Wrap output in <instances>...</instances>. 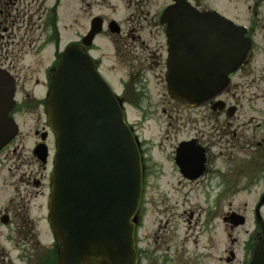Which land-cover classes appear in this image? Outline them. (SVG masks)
Instances as JSON below:
<instances>
[{
    "label": "flooded vegetation",
    "instance_id": "flooded-vegetation-1",
    "mask_svg": "<svg viewBox=\"0 0 264 264\" xmlns=\"http://www.w3.org/2000/svg\"><path fill=\"white\" fill-rule=\"evenodd\" d=\"M63 5L64 0H0V71L15 80V105L8 116L16 122L18 118H29L31 124L29 134H19L0 151V173L4 171L11 179L0 180V192L2 186L13 191L12 196H0V229L6 231L8 241L13 240L14 249L11 251L15 253L12 260L0 244V264H50L56 250L53 242L48 247L41 244L40 232L36 229L32 214L46 222L49 187L45 183L50 167L41 160L42 154L38 148L44 143L46 156L54 142L46 125L44 108L53 70L66 48L61 46L63 32L60 11ZM176 6L181 7V11L219 13L245 28L252 46L247 59L229 76L228 86L218 97L194 108L169 98L171 103L193 112L185 116L186 123L201 124L211 131L203 133L195 128L192 130L198 132L191 136L176 137L167 155L177 177L175 184L183 188L195 186L197 196L214 186V195L207 196L205 207L198 205L197 210L202 212L186 210L188 200L185 199L180 217L184 220L186 232L181 245L172 227L174 218H177L173 211L180 209L181 205L160 195L155 202L154 244L152 247H139L136 234L142 228L146 215V182L152 169L146 144L141 142L143 192L135 233L139 264H204L209 262L210 251L206 245L201 251L198 250L195 247L197 238L208 232L215 220L218 221L216 228L221 239L227 230L235 229L234 221L230 218L233 212H225V191H220L228 183L221 179L225 176L218 166H224L223 151H230L228 155H234L232 167L237 176L234 188L245 185L252 190L262 185L263 190L254 204L252 229L246 231L248 240L242 245L240 257L233 243L229 247L221 243V253L216 255V262L209 263L247 264L254 244L263 236L255 213L264 196V184H260L264 183V52L257 47L255 39L256 32L264 29V0H71L70 10L74 12L73 26L76 31L75 39L70 43L81 45L91 27L98 24L101 32L86 51L91 56L100 51L96 39L101 38L107 43L111 49L112 63L126 68L124 78L117 79L113 75L123 94L122 99L140 106L151 84L148 72L162 78L161 84L167 93L165 74L169 47L162 17ZM97 10L100 13L94 14ZM93 58L101 69L100 58ZM257 61H263L262 66H255ZM253 63L255 67L250 68ZM108 71V74L113 72ZM197 109L202 110L195 112ZM24 137L32 143L27 156L23 154ZM18 184L25 187L26 196L15 194ZM191 187L189 194L193 198ZM209 199L215 200L216 209L210 205ZM244 213L245 209L243 214H235L245 218ZM165 236L167 241L176 245H167Z\"/></svg>",
    "mask_w": 264,
    "mask_h": 264
},
{
    "label": "water",
    "instance_id": "water-1",
    "mask_svg": "<svg viewBox=\"0 0 264 264\" xmlns=\"http://www.w3.org/2000/svg\"><path fill=\"white\" fill-rule=\"evenodd\" d=\"M180 8L162 17L168 92L177 102L200 106L227 87L251 42L243 28L217 13ZM96 25L85 45L100 32ZM12 97V83L0 74V150L17 133L7 118ZM46 115L55 134L48 221L59 243L58 264H137L134 223L142 183L137 139L125 123L122 101L77 45L66 49L55 70ZM263 203L264 198L258 219ZM249 264H264V237Z\"/></svg>",
    "mask_w": 264,
    "mask_h": 264
},
{
    "label": "rangeland",
    "instance_id": "rangeland-1",
    "mask_svg": "<svg viewBox=\"0 0 264 264\" xmlns=\"http://www.w3.org/2000/svg\"><path fill=\"white\" fill-rule=\"evenodd\" d=\"M70 4L71 0H64L63 9L60 11L62 25L61 30L63 32V34L61 35V46H66L68 43L72 42L75 39L74 31H76V29L73 26L72 16L74 12H71ZM96 13L99 14L100 11L97 10L94 14ZM260 15L262 16L261 12ZM255 40L257 43V47L260 48L262 52H264V29L261 28L256 32ZM96 41L99 44L100 51L95 52L94 55L96 57L99 56L102 58V64L104 65L102 69L103 74L105 73V71L107 72V69L109 71H113H108L112 74H107L108 77H106V74H104L103 77L110 84L114 93L120 92L115 85L116 79L114 76H116L117 79L124 78L126 68H123L119 63H117V66L112 63V59L110 58L111 49L109 48L107 43H105L101 38L98 40L96 39ZM254 63L250 68H254L257 65L262 66L263 61H257L255 63V66ZM152 74V72H148L149 83L151 82V84L147 87L140 106L132 107V109L127 107L126 109L127 121L135 128L136 134L138 135L139 139L142 142H145V147L148 151V157L152 160L149 164V166L152 165V169L148 174L149 177L147 178L146 182V215L143 221L142 228L137 234L140 242L139 247H144L145 245H149L152 247V245L154 244V232L156 228L155 202L157 201V198L160 197V195L162 196V198H166L169 201L172 200L173 203H177L178 206L181 205L180 209H176L173 211L177 214V218H174L172 225L175 234L178 235L177 240L180 245L182 244V237L186 232V226L183 223L184 220L182 216L180 217L182 211L184 210L183 205L185 204V199L188 200V204H185L186 210L193 212H202L200 210H197V208L199 207L198 205L204 208V203H207V196L212 197V195H214L213 185L211 186L212 189L208 188L206 192L204 190L205 194L199 196H197V189L195 188V186H190L191 190H193L194 193L192 198L189 194L190 187L183 188L184 186L175 184V182L177 181V177L174 176L172 164L170 163L169 157L167 156L170 153L169 148L170 145L173 144L174 139L176 137L178 139H181L185 136L193 135L195 132H198L197 130H192L195 128H199V131H202L203 133H208L211 131L209 130V128L205 129L201 124L192 125L186 123L184 119L185 116L193 112L187 111V109L171 103L169 96L164 89V86L161 84L162 78L156 77ZM247 95H249V93H247ZM198 110L200 111L202 109H197L194 111L196 112ZM192 115L194 116L195 114H191V116ZM170 118L172 120H170ZM177 118H181V120H177ZM18 122L22 136L29 134L31 129L29 118H25L24 120L22 118H18ZM167 138H169V140H166ZM22 145L24 146L23 154L27 156L32 143L30 141H26L24 137V140H22ZM229 152L230 151L222 152V157L225 158L224 160H222L224 161V166L222 167L221 164L218 165L222 169L225 176L221 179L228 182L224 187L220 189V191H225V212L227 214H229L230 212L243 214V210L245 209V225L236 226L233 231L227 230L224 238L221 239L220 232L216 228L218 221L215 220V222L212 224L211 229L197 238L198 242L195 247L200 251L202 250L203 246L206 245L208 247L211 256L209 259L210 263L216 262V255H220L221 243L224 244V247H229L231 246V243H233L232 246L234 247V250L238 252V255L240 257L243 249L242 245L248 240L246 231L252 229V211L254 204L263 190L262 185H259L257 188H253L252 190L246 188L245 185L244 187L234 188L237 176L232 165H234L235 159L234 155H228ZM0 175V180H11L10 178H8L4 171L0 173ZM17 187L18 192L15 194L17 196H26L24 189L25 187L21 184H18ZM12 192H10L9 189L3 188L2 186L0 196H12ZM29 192L32 193L33 191L30 190ZM214 201V199H209L210 205H213V208L216 209V203ZM261 215L264 219V208L261 210ZM32 218L37 225L36 229L40 232L39 238L42 242L41 244H43L45 247H48L49 242L51 241V236L45 225V221H43L41 218H39V216L35 214H32ZM0 230L2 231L0 234V244L6 249V252L13 260L15 255V253H12L11 251L12 249H14L13 240L8 241L6 239V231L4 229ZM164 241H167L166 236L164 237ZM167 245L174 247L176 244L171 241H167ZM239 257L238 259L240 260ZM202 262L204 261L202 260ZM209 262H205L204 264H210ZM150 264L153 263L151 262Z\"/></svg>",
    "mask_w": 264,
    "mask_h": 264
}]
</instances>
